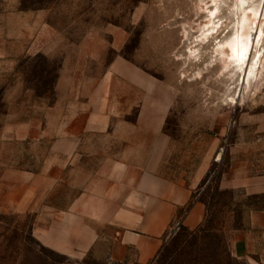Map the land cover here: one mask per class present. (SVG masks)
<instances>
[{"label":"rangeland","instance_id":"obj_1","mask_svg":"<svg viewBox=\"0 0 264 264\" xmlns=\"http://www.w3.org/2000/svg\"><path fill=\"white\" fill-rule=\"evenodd\" d=\"M245 6L259 7L264 30V0H0V264H125L44 247L35 209L69 201L25 196L22 177L48 173L58 82L66 91L67 81H99L118 59L159 83L169 102L163 173L193 184L207 167L193 194L206 206L203 224L177 227L150 264H250L234 257L231 242L263 229L264 194L229 186L264 178V65L249 87L243 74L229 81L217 56ZM211 17L223 21L220 32L199 44Z\"/></svg>","mask_w":264,"mask_h":264},{"label":"crops","instance_id":"obj_2","mask_svg":"<svg viewBox=\"0 0 264 264\" xmlns=\"http://www.w3.org/2000/svg\"><path fill=\"white\" fill-rule=\"evenodd\" d=\"M62 85L48 118V173L22 177L30 186L25 196H66L69 202L35 209L34 234L44 247L77 261L101 254L111 263L150 264L177 227L203 224L206 206L193 194L207 167L193 184L163 173L169 102L163 87L132 63L118 59L99 81H67L66 91ZM229 187L264 194V178ZM231 243L235 258L264 264V226Z\"/></svg>","mask_w":264,"mask_h":264},{"label":"bare ground","instance_id":"obj_3","mask_svg":"<svg viewBox=\"0 0 264 264\" xmlns=\"http://www.w3.org/2000/svg\"><path fill=\"white\" fill-rule=\"evenodd\" d=\"M215 11L211 10L212 17L215 16ZM209 16V17H210ZM220 16V12L216 14L215 18ZM210 18L207 26L208 30L203 33L202 40L199 44H209L214 34L220 32L221 25L219 20L216 22L213 18ZM262 13H260L259 7L245 6L239 18V21L235 22L232 26H227L228 31L224 36V40L219 41V48L217 50V56L222 60L223 73L228 75L229 81L234 79L237 75H244V80L248 78V86L258 82L261 65H264L263 56H261V50L264 43V30H259V24L261 23ZM232 27V28H231ZM203 31V30H202ZM257 45L256 55L254 61L251 63L249 54L251 48ZM195 54V53H194ZM257 56V57H256ZM197 58V57H196ZM201 61V60H199ZM251 65L249 66V64ZM217 66V64L213 65ZM199 78H205L202 73L199 74Z\"/></svg>","mask_w":264,"mask_h":264}]
</instances>
